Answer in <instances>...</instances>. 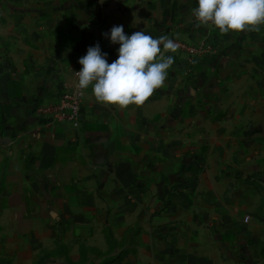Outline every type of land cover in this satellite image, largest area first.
<instances>
[{"label": "crops", "instance_id": "crops-1", "mask_svg": "<svg viewBox=\"0 0 264 264\" xmlns=\"http://www.w3.org/2000/svg\"><path fill=\"white\" fill-rule=\"evenodd\" d=\"M197 0H44L0 14V239L95 236L118 264H264V24L221 33ZM6 24V26H4ZM181 39L164 85L142 103L96 100L77 128L39 112L103 35ZM248 217L245 221L244 218ZM87 230V234L83 233Z\"/></svg>", "mask_w": 264, "mask_h": 264}, {"label": "clouds", "instance_id": "clouds-1", "mask_svg": "<svg viewBox=\"0 0 264 264\" xmlns=\"http://www.w3.org/2000/svg\"><path fill=\"white\" fill-rule=\"evenodd\" d=\"M191 11L199 24H211L221 33L259 30L264 24V0H197ZM103 35L119 45L118 55L109 62L108 53L99 43L89 46L78 60L82 67L74 71L77 87L86 89L91 85L96 100L104 104H142L164 85L175 59L165 53H175L177 43L142 29L129 35L122 24L113 25Z\"/></svg>", "mask_w": 264, "mask_h": 264}, {"label": "rangeland", "instance_id": "rangeland-1", "mask_svg": "<svg viewBox=\"0 0 264 264\" xmlns=\"http://www.w3.org/2000/svg\"><path fill=\"white\" fill-rule=\"evenodd\" d=\"M42 1L44 0H0V14H4L9 6L26 7ZM83 233L88 232L84 230ZM64 234L66 236L61 237L60 225L55 223L50 238H1L0 264H118L120 254L111 255L110 251L118 249L126 241L110 238L102 224L96 227L95 236L90 238H71L70 229Z\"/></svg>", "mask_w": 264, "mask_h": 264}, {"label": "built area", "instance_id": "built-area-1", "mask_svg": "<svg viewBox=\"0 0 264 264\" xmlns=\"http://www.w3.org/2000/svg\"><path fill=\"white\" fill-rule=\"evenodd\" d=\"M171 39L177 43V50L187 56L199 55L204 51L201 46L191 45L181 39ZM81 67L82 65L77 66L73 70V80L70 84L63 87L52 100L39 108V112L48 118L51 123L69 125L73 128L78 127L81 105L87 89L77 87V76L74 71H78ZM244 220L247 221L248 217H245Z\"/></svg>", "mask_w": 264, "mask_h": 264}]
</instances>
